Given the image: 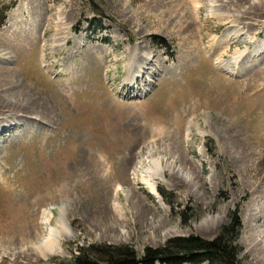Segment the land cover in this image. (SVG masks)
Returning <instances> with one entry per match:
<instances>
[{
    "label": "rangeland",
    "instance_id": "374dc122",
    "mask_svg": "<svg viewBox=\"0 0 264 264\" xmlns=\"http://www.w3.org/2000/svg\"><path fill=\"white\" fill-rule=\"evenodd\" d=\"M237 207L264 264V0H0V264L212 239Z\"/></svg>",
    "mask_w": 264,
    "mask_h": 264
},
{
    "label": "trees",
    "instance_id": "16d2710c",
    "mask_svg": "<svg viewBox=\"0 0 264 264\" xmlns=\"http://www.w3.org/2000/svg\"><path fill=\"white\" fill-rule=\"evenodd\" d=\"M165 43V39L161 38V44L166 46ZM158 191L174 209L175 195L160 186ZM241 230L242 220L237 207L212 239L195 234L177 236L160 247L147 246L143 253L130 244L79 245L71 259L53 264H243L239 258L242 248L237 243Z\"/></svg>",
    "mask_w": 264,
    "mask_h": 264
},
{
    "label": "bare ground",
    "instance_id": "6f19581e",
    "mask_svg": "<svg viewBox=\"0 0 264 264\" xmlns=\"http://www.w3.org/2000/svg\"><path fill=\"white\" fill-rule=\"evenodd\" d=\"M254 1H260V0H254ZM239 55H236L238 57H240V53H237ZM3 74H8L6 72H4ZM4 133L7 132L8 130H3ZM156 164V168L159 165L157 162H155ZM152 191L153 193H158L156 192L155 186L152 185ZM119 212V208L117 209ZM65 215L64 213V209L61 208L60 209V217H61V223L59 224L58 228H54L52 226L49 225L48 227V231H47V237L46 240L39 246L40 247V254L41 255H49L51 254L53 251H55V247H59L60 243V239L61 236H63V232H67V223L65 220V217H63ZM122 216V214H120Z\"/></svg>",
    "mask_w": 264,
    "mask_h": 264
}]
</instances>
